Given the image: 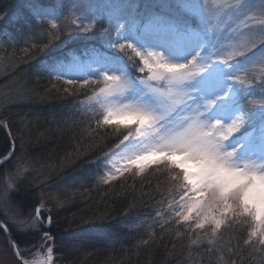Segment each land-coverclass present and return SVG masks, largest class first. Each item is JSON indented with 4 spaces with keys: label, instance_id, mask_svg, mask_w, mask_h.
I'll use <instances>...</instances> for the list:
<instances>
[{
    "label": "snow or ice",
    "instance_id": "obj_1",
    "mask_svg": "<svg viewBox=\"0 0 264 264\" xmlns=\"http://www.w3.org/2000/svg\"><path fill=\"white\" fill-rule=\"evenodd\" d=\"M31 6L37 17L48 16V10L35 3ZM253 7L264 14V0H259L258 5L254 0H236L234 5H225L216 12L217 19L245 17L247 34L238 32L243 50L237 55L244 61L228 65L230 74L224 77L228 81L227 90L213 94L212 98L197 94L201 88L215 93L221 83L219 78L201 80L198 86H193L202 75L193 69L196 56L206 47L207 29L198 31L187 23L178 26L159 15L143 27L135 21L128 27V21L117 20L116 38L109 42L122 52L126 47L131 48L137 56L141 55L137 45L159 49L150 54L157 58L144 59V67L139 69L144 72L147 68V79L133 76L124 60L103 57L95 67H69L66 71L71 75L66 82L71 85L82 80L83 85H88L93 74L103 77L104 86L96 93L97 103L104 109L98 123L123 126L125 133L120 144L132 143L138 149L127 158L124 168L117 171L123 174L135 167L143 172L154 164L165 165L176 171L172 179L182 188L174 212L176 217L183 221L195 219L197 229L208 224L214 233L222 226L231 227L234 220L248 217L254 224L250 235L264 245V68L258 81L253 77L242 89L235 86L231 76V72L249 62L264 65V51L259 57L253 52L257 44L264 45V19L258 21V27L246 22L247 12ZM192 11L202 21L208 14L204 0L194 4ZM177 36H187L191 43L198 45L192 60L173 59L176 51L173 38ZM250 52L252 56L248 55ZM234 86L236 96L231 95ZM216 109L218 114L213 115ZM226 124L228 132L223 133ZM42 208L43 203L35 208L34 215L18 214L12 223L21 232L38 230L44 223ZM6 225L7 221L0 222V231H8ZM43 235L45 240L51 239L47 232ZM244 243L251 244V240L246 239ZM10 247L15 249L18 264H29L18 242L13 241ZM52 260L53 250L48 247L46 259L34 260L32 264H51Z\"/></svg>",
    "mask_w": 264,
    "mask_h": 264
},
{
    "label": "rangeland",
    "instance_id": "obj_2",
    "mask_svg": "<svg viewBox=\"0 0 264 264\" xmlns=\"http://www.w3.org/2000/svg\"><path fill=\"white\" fill-rule=\"evenodd\" d=\"M10 1L11 0H3L6 9L0 11V121H5L7 123L10 132V125H12V123H10L11 121L19 124V133H17L16 136L17 142L12 135L16 145L15 154L7 163L0 167H3L0 176V220L2 222L7 221L8 228H11V230L22 236L31 233L44 234L43 227L45 228V224L49 217H51L49 229L53 227L54 224V219H52L53 216L51 214L55 208L51 202H56L55 199L60 196H62V200H65L68 196L67 193L65 194L63 192L67 185L72 186L78 178H81V180L85 182L86 179L95 174L93 170H95L98 163L101 164L103 172L101 171L96 177L102 184L108 185L118 179L126 180L128 177L132 176L141 178L150 173H157L159 174L158 176H152L157 179L159 177V180L163 181L164 185L162 186L165 188L164 191L167 197V204L172 202L173 199H179V194L175 189L176 185L172 183L171 185V181L169 182L162 173H160L159 169L165 166L163 164H154L155 171L151 170L153 168L152 165L146 167L143 172H140L135 167L123 171V174L117 171V169H123L124 165L127 163V158L134 155L138 150L132 143L125 142L123 145L119 143L103 154L98 160L96 158L89 159V157L93 158L98 152V146L96 147L95 145V151L92 152L88 150L84 152L83 149H81L78 152V154L82 153L81 156L78 154L72 155L73 157L70 160L75 162L72 165L67 161L61 162L62 164L54 163L50 165L46 161H43L42 158H39V156L36 155V150L32 148L37 144V141L31 142V137L36 133V127L33 125L35 119L25 117L24 114L19 116L21 108H23L22 113H24L29 110L28 108L33 106V103H36L37 95L35 96L34 92V86L36 84L30 82L31 79L28 73H34L36 68H40L41 70L46 69L48 72L53 73L57 79L64 82H61L60 85L63 86L64 92L68 93L70 98L73 99L74 97H78L77 100H79L80 97L86 93H91L90 98L83 103L82 101H77L85 112L82 114L88 115L87 111H89V109L93 115H95L93 110L97 112L102 110L104 112V109L96 100V93L99 92L100 87L104 86L102 82L103 77L100 76L98 78L93 74L89 77L90 83L88 85H83L82 80L78 81L76 84L70 85L66 80L71 73L66 70L69 67L78 65H92L95 67L98 61L103 57H115L127 63L128 69L133 76L147 79L149 75L147 68L144 69V72H140L139 69L144 67V59L151 58L154 61L157 57H150V54L159 51V49L139 48L137 45L136 48L141 53L140 56H137L136 51L131 48L126 47L122 52L119 47L108 46L110 47L108 53L93 51L90 53L78 54L76 52H70L64 55L65 53L62 52L65 51L66 43L70 41H79L83 35L94 32L99 23H104L109 29L112 28V32L113 30L115 32V39L117 20L128 21V27H131L133 21L138 22L139 25L143 27L148 24V21L152 17L157 16L156 14L153 15L150 14V12L148 13V7L152 8L153 5L156 7L160 6L159 8L163 14L167 15V13L172 12L173 15L171 16L174 19L176 17L175 12H178L179 7L185 13L184 20L187 19L195 24L193 25L185 20L181 25L185 23L191 24L198 31L207 29L206 47L200 53V56H196L195 50L198 45L191 43L187 36L174 37L173 41L176 45V51L173 54V59L192 60L193 56H196V67L193 71L196 74L202 75L198 78L197 82H194L193 86H198L201 80L213 77L219 78L221 83L215 93H209L201 88L200 93L197 94L198 96L204 95L207 98H212L213 94H220L227 90L228 81L225 80L224 77L230 74L228 65L235 64L237 60L241 62L244 61V58L238 56L237 53L243 50V48L239 46L238 32L247 34V29L244 28L245 17L221 16L219 19L216 17L217 10L228 4L234 5L236 0H204L208 9V14L204 21H202L199 16H194L192 11L193 5L199 3V0H142L144 2V11L148 13L147 16L144 17V21H141V19H144L142 16H137L138 13L136 11V5L134 4L137 0ZM34 3L42 9L48 10V16L44 19L37 17L31 6ZM254 3L258 5L259 0H254ZM153 9H155V7H153ZM6 15L8 16L7 19L4 18ZM159 16L164 17L163 15ZM261 19H264V14L260 12L258 7H253L247 12L246 22L249 26L258 27V21ZM53 23L56 24V27L52 26ZM121 42L124 43V41ZM193 45H195V47H193ZM197 51H199V49H197ZM261 51H264V45L257 44V47L253 49V52L256 53V57H259ZM125 54H128V56L126 57ZM248 55L252 56V53L250 52ZM128 57H132V60H128ZM132 61H135V63L133 64ZM209 64L212 66L207 68ZM262 68H264V65H261L258 61L249 62L244 68L231 72L232 81L237 88L242 89L252 82L253 77L259 80L260 70ZM38 71L40 72L39 69ZM235 86L233 87L232 96L238 95ZM83 88L88 89L86 93L83 92L78 94ZM14 109L18 115L14 113ZM69 109L72 114L76 115L73 106L69 107ZM218 111V109L214 110L213 115L218 114ZM31 112L33 111H28V114ZM6 114H10L8 121L6 118H3ZM87 120L91 121L93 119L87 118ZM227 123H231V121ZM35 124H37V122H35ZM112 126L116 129L125 130L123 126ZM1 127L5 128L4 126ZM99 130L102 131V129ZM227 132L228 128L226 124L223 133ZM10 152L11 146L10 151L6 155L10 154ZM75 156L77 157L75 158ZM70 166L72 167L71 169L75 168V170L80 171L73 174L65 173ZM51 174L57 177L59 175L60 181L39 193L40 197L44 199L42 202L43 208L41 210V219H43L44 223L38 230L27 232L19 231L17 226L12 223V218L18 214L25 217L34 215V210L29 213L21 212L19 204L16 203L14 199V195L22 191L28 185L37 188L43 184H47L49 179H51ZM112 177L115 178L113 179ZM53 188L55 189L53 190ZM61 202L58 207L64 204V201ZM242 219L244 220V218ZM243 220H234L231 227L222 226V228L215 233L210 225L205 224L204 227H206V232H208L206 235L207 239H210V237L211 239L212 237L215 239H222L224 237L222 235H228L236 230L237 232H241L243 240H250L248 225L244 223ZM48 234L50 237L52 236L50 233ZM82 234L83 229L81 227L77 228L75 231H71V233L65 236V238H67V243L65 242L66 240H64V243H66L65 245L69 248H73L74 244L72 241L79 240ZM28 239L26 246L20 247V249L24 254V258L29 262L43 260L47 254V248L51 247L55 255V264H62L58 254L55 253L56 246L53 244V237H51L52 240L50 241V239L45 240L44 235H42V237L39 236L37 243L32 240V237H28ZM40 240L41 242H39ZM50 242L51 244L49 245ZM10 244V240L0 231V264H18V259L14 255V249L10 247ZM261 247H264V245L262 246L259 244V248ZM255 248L252 249L253 252L258 253L260 249L256 250Z\"/></svg>",
    "mask_w": 264,
    "mask_h": 264
},
{
    "label": "trees",
    "instance_id": "obj_3",
    "mask_svg": "<svg viewBox=\"0 0 264 264\" xmlns=\"http://www.w3.org/2000/svg\"><path fill=\"white\" fill-rule=\"evenodd\" d=\"M143 3L142 0L134 3L140 17L144 18L150 12L153 15H163L178 26L185 20L195 25L187 19L184 20L185 13L179 7L178 12H175V20L171 16L172 12L163 14L160 6L153 5L155 9L148 7L147 13L144 11ZM5 9L3 0H0V11ZM114 36L112 28L109 29L104 23H99L94 32L83 35L79 41L66 43L65 51L62 53H65L64 55L70 52L108 53L109 42L114 40ZM28 76L30 82L36 84L34 86L36 103L28 108V111H33L32 114H28V111L22 113L21 108L19 116L24 114L25 117L35 119L33 125L36 127V133L31 137V142L37 141V144L32 148L43 161L50 165L67 161L72 165L75 162L70 159L74 154H78L81 149L84 152L95 151V145L99 148L98 152L89 159L98 160L123 139L125 130L98 123L102 120V110L100 112L93 110L95 114L93 115L88 108L89 111L85 109L88 115L82 114L85 112L77 101L83 103L90 98L91 93H86L87 88L78 92L86 94L77 100L78 97L70 98L60 85L64 82L46 69L36 68L34 73H28ZM72 106L76 115L69 109ZM14 113L18 115L15 109ZM6 115L3 118L8 121L10 114ZM89 117L93 120H87ZM10 123L12 135L16 139L19 124L13 121ZM10 146L5 128L0 127V158L10 151ZM78 155L81 156L82 153ZM152 167L151 170L155 171V165ZM71 168L68 167L65 173L73 174L80 171ZM102 170L101 164L98 163L93 170L95 174L85 182L78 178L72 186L67 185L63 192L68 196L65 200L60 196L55 199L56 202H51L55 208L51 214L54 224L50 229L43 227V232L50 233L54 238L55 253L62 264H264V247L259 248L258 239L250 235L254 228L250 218L244 217V220L242 218L240 220L248 225L251 244H245L241 232L236 230L228 235H222L224 236L222 239L213 237L207 239L206 227L197 229L195 219L183 221L173 216L179 199H173L167 204L163 181L152 176L159 174L150 173L141 178L132 176L106 185L96 177ZM159 170L169 182L171 181L170 184L176 185L175 189L180 194L181 186L172 179L176 171L166 166ZM2 171L3 167L0 168V176ZM50 178L47 184L37 188L28 185L14 195L21 212L29 213L41 205L44 199L40 197V191L60 181L59 175L57 177L51 174ZM61 201H64V204L58 207ZM80 227L83 229L82 236L79 240L72 241L74 247L69 248L65 245L67 243L65 236ZM1 233L5 235L2 231ZM11 233L20 247L26 246L28 237H32L37 243L39 236L43 235L31 233L22 236L13 230ZM252 247L260 251L255 253Z\"/></svg>",
    "mask_w": 264,
    "mask_h": 264
},
{
    "label": "water",
    "instance_id": "obj_4",
    "mask_svg": "<svg viewBox=\"0 0 264 264\" xmlns=\"http://www.w3.org/2000/svg\"><path fill=\"white\" fill-rule=\"evenodd\" d=\"M1 126H4L5 127V130H6V133H7V136L10 140V144H11V152L10 154L6 155L5 157H2L0 158V167L3 166L5 163H7L12 157L13 155L15 154V149H16V145H15V142L12 138V134L10 132V129L8 128L7 126V123L5 121H0V127ZM42 210V209H41ZM49 219V218H48ZM48 219H47V223L45 224V228L46 229H49L50 227V224L48 223ZM43 220V219H42ZM0 222H2L0 220ZM7 226V225H6ZM8 227V226H7ZM5 236L10 240V242L12 243L13 241H16L14 236L12 235V233L10 232V229L8 228V231H2ZM14 252H15V249H14ZM46 256L47 254L45 255L44 259H46ZM17 258V257H16ZM19 259V258H17ZM51 264H55V255H54V252H53V260L51 262Z\"/></svg>",
    "mask_w": 264,
    "mask_h": 264
},
{
    "label": "bare ground",
    "instance_id": "obj_5",
    "mask_svg": "<svg viewBox=\"0 0 264 264\" xmlns=\"http://www.w3.org/2000/svg\"><path fill=\"white\" fill-rule=\"evenodd\" d=\"M29 264H32V261H30Z\"/></svg>",
    "mask_w": 264,
    "mask_h": 264
}]
</instances>
